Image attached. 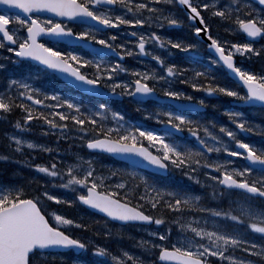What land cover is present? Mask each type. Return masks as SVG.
Segmentation results:
<instances>
[{"label": "snow or ice", "instance_id": "6c2138e0", "mask_svg": "<svg viewBox=\"0 0 264 264\" xmlns=\"http://www.w3.org/2000/svg\"><path fill=\"white\" fill-rule=\"evenodd\" d=\"M175 5L184 6L183 19ZM48 13L54 16L42 18ZM185 20L189 36L184 39L151 30L182 26ZM216 21L225 25L226 32L246 34L245 40L218 37L212 31ZM71 24L82 25V30ZM145 25L147 31L131 27ZM122 27L123 33L114 31ZM125 35L134 39L121 38L118 43V37ZM204 37L207 55L200 48ZM261 39L264 0H0V49L9 54L0 55V117L17 108L23 113L12 121L11 131L0 134V164L27 165L34 172L24 177L17 169L15 175L23 182L0 181V264H40L48 259L45 253L65 250L85 257L72 264H212L213 258L220 264H264V144L237 138L243 133L264 134V123L225 107L234 127L221 123L217 134L215 120L204 115L211 99L226 96L264 116V67L245 68L236 61L237 55L249 60L264 57ZM152 46L166 56L174 50L182 53L186 63H168ZM113 53L116 59H103ZM126 56L151 58L161 72L126 68L121 62ZM29 61L38 62L35 70L18 76L17 69ZM214 65L226 69L236 86L216 82ZM121 73L129 78L121 79ZM44 76H61L75 89L101 98L129 97L136 111L161 127L129 120L105 103L87 104L79 96L47 90V81L37 87L36 81ZM181 76L185 78L180 83L206 96L194 97L174 87ZM150 101L159 106L150 110L145 106ZM37 120L38 133L27 135L35 131L30 122ZM49 134H56V141L79 140L87 149L119 157L127 167L108 166L102 173L105 166L98 168L92 155L85 158L70 147L64 151L72 160L33 162L38 152L61 154L58 145L37 138ZM221 152L242 157L244 164L209 158ZM173 169L209 191L162 183L160 178ZM41 175L43 179L38 178ZM110 179L115 183L106 184ZM57 189L68 190L73 198L54 194ZM49 201L79 203L105 214L102 234L118 246L76 236L70 230L88 231L89 223L49 210ZM208 201L216 206H208ZM144 222L157 226L147 229L151 239H137L125 231ZM249 230L262 239H250ZM124 239L133 244L124 246ZM236 249L248 255L238 257ZM154 251L155 261L150 259Z\"/></svg>", "mask_w": 264, "mask_h": 264}, {"label": "flooded vegetation", "instance_id": "af4514ba", "mask_svg": "<svg viewBox=\"0 0 264 264\" xmlns=\"http://www.w3.org/2000/svg\"><path fill=\"white\" fill-rule=\"evenodd\" d=\"M175 11H176L177 14L179 13V10L177 12V10L175 9ZM72 27H77V26H72ZM177 30H180V31L174 32V31L168 30L165 27L164 29H157L156 31L161 32L162 35L170 36L173 39H176V38L184 39V38H186L184 36V29H182V26H177ZM188 36H189V30L187 31V37ZM190 42H192V41H190ZM155 51L158 52V54H161L162 56H165L166 62H168V63H176L178 66L184 65L186 63V57H185V55L182 54V53L176 52L175 50H174V53H173L172 56H166L165 53L158 48V46H156ZM177 57H179L181 60H179ZM103 59H105V60H114L115 58H113V57H107V58H103ZM259 60H260V57L255 58V61H259ZM239 64L241 65L240 62H239ZM262 67H264V65L261 64V66H258V67L255 66L253 68L255 70H259ZM160 72H161V69H160ZM212 74L216 77V82H220L222 84L229 85L230 80L229 79L227 80L224 72H222V71H212ZM187 75H191V73H188ZM120 77L123 78V79H126L127 78V74L121 73L120 74ZM180 78L182 80H184L185 77L184 76H181ZM177 84H178V81L175 82L174 87L184 89L185 91H188V92L192 93V95L194 97H199V96H202V95L206 96V94L202 90L192 89L190 87V85H188V86H179ZM160 88H161V86H160ZM233 102H234L233 101V98L226 97V96L221 97L219 100H217V99H211L210 100V105L205 110L206 112L204 113V115L207 118H209V114L210 113L211 114H218V111H221V113H223L225 107H229L230 108V106L227 103L233 104ZM212 104H215L216 107L215 108L211 107ZM145 106L147 108L151 109L152 107L153 108H156L159 105L158 104H155V103H153V102L150 101ZM213 111H215V112H213ZM11 115H12V113L11 114H7V117L8 116H11ZM2 118L3 117H0V134L2 132V128H1ZM149 126H156V125L154 123H152ZM144 174L151 175V173H148V174L147 173H144ZM114 183H115V181L112 180L109 184H114ZM84 212L87 215L82 214V215H79L78 217L82 218V221L83 222L89 223L90 229H91L92 228V224H90L91 223V220H92L91 218H100V217H98L96 215L89 214L86 211H84ZM110 225L113 226V227H115V225H112V224H110ZM70 231L73 234H75L76 236H79L81 238H89V237H91L88 232H86L84 229H81V228H72ZM122 244L125 245V242H123ZM117 246H115V247H117Z\"/></svg>", "mask_w": 264, "mask_h": 264}, {"label": "rangeland", "instance_id": "374dc122", "mask_svg": "<svg viewBox=\"0 0 264 264\" xmlns=\"http://www.w3.org/2000/svg\"><path fill=\"white\" fill-rule=\"evenodd\" d=\"M216 31H218L217 29L216 30H213V32H216ZM224 33H228V34H230V32H226L225 30L222 32V37L224 38L225 37V35H224ZM0 55H3V56H8L9 54H8V52L6 51V50H4V49H0ZM14 55V54H13ZM243 61H247L248 59H242ZM2 61V60H1ZM3 62V61H2ZM250 64V63H249ZM23 68H25V70H26V72L28 71V70H31V67L30 66H27V65H23ZM151 69V68H150ZM35 70V69H34ZM45 77V76H44ZM42 78V77H41ZM39 80L40 79H38L37 81H36V85H37V83L39 82ZM38 87V86H37ZM38 130V129H37ZM217 134H219V133H217ZM27 135H29V136H35V133L34 132H32V133H28ZM38 138V140L40 141V142H43L42 141V139H40V137H37ZM222 138H225V137H222ZM48 144H49V142H48ZM233 146V148H234V145H232ZM37 157H38V159L36 160V161H33V162H49V161H52V160H59V161H64V160H69L68 158H65L64 157V159L62 158V156L61 155H59V156H57V153L56 152H53V153H51V154H48V153H44V152H38L37 153ZM209 158L210 159H216V158H220V159H224V158H229V159H232L233 161H234V163H235V165L236 166H241V165H243L244 164V161H243V158L242 157H231L230 156V154H228V153H223V152H221L220 154H216V153H212V154H209ZM3 166V167H2ZM0 165V169H1V171H0V181H2V182H5V183H12L13 181L12 180H5L3 177H2V174H4L5 173V171L3 170V169H9V170H12V172L10 173L9 172V176H10V178H13V173L17 170V169H20L21 171H23V172H26L27 171V168L25 167V165H20V164H16V165H12V166H8V164H3V165ZM58 167H63V164H58ZM174 170H176V169H173V171ZM216 174V170H213V175H215ZM25 176H26V174H25ZM33 175H28L27 177H32ZM39 179H43V176L41 175L40 177H38ZM106 182V181H105ZM200 188V187H199ZM207 189V188H206ZM209 190V189H208ZM67 192H69L68 190H64V189H57V190H55L54 191V194H64V193H67ZM209 205L208 206H210V207H214V206H216V204H215V202L214 201H209ZM61 212H63L64 214H66V215H68V213L69 212H73V211H71L70 209H69V211H68V209H64V208H61ZM153 230H156V228H157V226L155 227H151ZM147 229H148V227H146V228H141V227H138V228H135V227H129L128 229H126L125 231L126 232H131L132 233V235L133 236H135L137 239H139L140 237H143L144 239H151V237H149L148 236V234H147ZM159 230H161V231H163L164 229H163V227H161V228H159ZM94 235H95V233H94ZM99 236H101V235H99ZM175 236H176V229H175V227L173 228V231H172V234H171V238L172 239H174L175 238ZM248 236H249V238L250 239H252V240H255V241H257V242H259L261 239H262V237H261V235L260 234H256V233H253L251 230H249V232H248ZM127 241H128V243L130 244V245H132L133 244V241L132 240H129V239H127ZM156 243H159V241L157 240V241H155ZM135 250H133V251H139L138 249H136V248H134ZM153 254L154 255H157L156 253H155V251L153 252ZM235 255H237L238 257L239 256H247L248 254L247 253H245V252H243V251H241L240 249H236V251H235V253H234ZM212 263L213 264H220V261H219V258H213L212 259ZM225 264H231V262H227V261H225Z\"/></svg>", "mask_w": 264, "mask_h": 264}, {"label": "water", "instance_id": "95a60500", "mask_svg": "<svg viewBox=\"0 0 264 264\" xmlns=\"http://www.w3.org/2000/svg\"><path fill=\"white\" fill-rule=\"evenodd\" d=\"M47 15H54V14H52V13H48ZM22 59H26V58H22ZM89 207V206H88ZM90 208V207H89ZM93 210H95V211H98V210H96V209H93ZM99 212V211H98ZM105 215V214H104Z\"/></svg>", "mask_w": 264, "mask_h": 264}, {"label": "trees", "instance_id": "16d2710c", "mask_svg": "<svg viewBox=\"0 0 264 264\" xmlns=\"http://www.w3.org/2000/svg\"><path fill=\"white\" fill-rule=\"evenodd\" d=\"M4 171H5V169H3ZM20 171V170H19ZM25 177V176H24ZM20 182H22L21 180H20ZM53 264H57V263H53Z\"/></svg>", "mask_w": 264, "mask_h": 264}]
</instances>
